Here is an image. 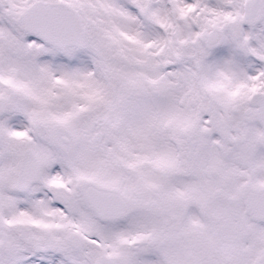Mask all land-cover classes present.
Returning <instances> with one entry per match:
<instances>
[{"label":"snow or ice","instance_id":"6c2138e0","mask_svg":"<svg viewBox=\"0 0 264 264\" xmlns=\"http://www.w3.org/2000/svg\"><path fill=\"white\" fill-rule=\"evenodd\" d=\"M0 264H264V0H0Z\"/></svg>","mask_w":264,"mask_h":264}]
</instances>
